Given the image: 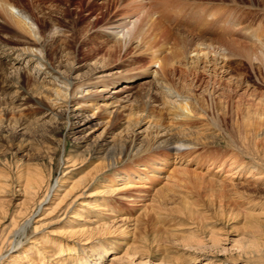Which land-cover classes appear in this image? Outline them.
Returning a JSON list of instances; mask_svg holds the SVG:
<instances>
[{
	"label": "rangeland",
	"instance_id": "1",
	"mask_svg": "<svg viewBox=\"0 0 264 264\" xmlns=\"http://www.w3.org/2000/svg\"><path fill=\"white\" fill-rule=\"evenodd\" d=\"M35 1L14 0L43 19L35 7L40 3ZM61 1L50 0L46 6L59 17L63 10L70 12L59 30L66 31L76 58L66 57L61 41L48 43L49 55L40 57L60 82L71 85L72 93L82 86L87 92L77 94L68 106L52 108L46 103L41 93L52 90L51 77L25 56L18 57L24 43L0 17V53L2 49L11 53L3 56L1 73L22 86L0 92V264L37 242L51 251L54 246L60 248L61 252H52V260L46 257L50 264H84L86 255L96 257L108 243L115 249L100 264H108L113 256L123 258V264H167V260L264 264V183L254 186L236 180L237 187L230 188L221 183V175L201 167L213 160L242 157L264 167V63L252 61L250 53L244 55L264 45V0H164L165 4L187 5L189 15L183 22L169 17L165 22L170 30L174 28L172 32L190 44L214 45L208 60L218 63L205 69L204 62L192 63L195 53L176 54L169 85L195 101L197 117L190 123L174 121L166 99L147 83L153 80L150 71L158 66L152 69L151 57L143 48L135 44L125 49L116 42L119 38L113 30L98 27L90 33L88 24L96 19L102 26L110 19L123 21L133 0L117 4L112 0ZM224 50L226 59L219 57ZM106 85L109 88L99 92ZM82 101L83 107L78 105ZM97 106L99 110L94 109ZM165 130L196 143L182 152L190 154L184 160L194 161L191 168L201 173L200 179L175 183L168 179V168L153 177L147 188L109 194L108 178L132 174L150 152L158 151L152 142L138 149L143 137L150 141L156 131ZM108 142L109 149L116 143L115 152H123L113 169L105 168L107 152L101 150ZM237 152L239 157H235ZM33 178H38L43 192L32 198L26 184ZM74 185L77 188L72 192ZM82 229L85 236L75 233ZM211 235L221 241L212 244ZM184 237L193 240L188 243ZM198 242L203 245L193 246Z\"/></svg>",
	"mask_w": 264,
	"mask_h": 264
},
{
	"label": "bare ground",
	"instance_id": "2",
	"mask_svg": "<svg viewBox=\"0 0 264 264\" xmlns=\"http://www.w3.org/2000/svg\"><path fill=\"white\" fill-rule=\"evenodd\" d=\"M49 1L50 0H46L45 2H43V1L41 2V0L40 1L36 0L35 2H33V3H38V2L40 3L39 5H35L36 10H38V13L42 14V16H43V19H39L35 14L29 13L24 8H21L20 6H18V4L14 2V0H0V17L3 19L5 24L10 25V27L12 29H14V31L18 35L17 37H19V39H20V42L24 43L23 48L21 50H19L20 53H19L18 57L25 56V59H28L29 63H35L36 65H38L40 67V69L43 70V73H45V75H49L51 77L49 80V83H50V85L53 86L52 90L43 91V93H41V94H44L43 97H45L44 99L47 100L46 103L49 104V106L53 108V107H56V106H59L62 104H64L65 106H68L69 103H71V101L73 99H75V96H77V94L83 95V92L85 93L86 91H84V87L82 86L81 89L79 88L80 90L77 93H75L76 95L74 93H72L71 92V89H72L71 85L69 83H67V81L60 82V79H58L56 76L53 75L54 72L51 71V67L43 61L44 58L40 57V55L43 53H45L46 56L49 55L48 43H50V42L53 43L55 41H61L62 44H64V49H63L64 52L63 53L66 55V57L74 56V58H76L75 54L73 55V53L71 52V49H72L71 46L72 45H70V43L66 41L67 40L65 38L66 31L59 30L61 27H65L63 24H64V22H67L66 19L68 17H71L70 12H67V11L65 12L63 10L62 13H60V15H62V16L59 17L58 16L59 13L57 11L54 12V10L47 8V6H48L47 2H49ZM56 1H60V0H54V2H56ZM63 1H65L64 2L65 4H69L71 0H63ZM63 1H61V2H63ZM155 1H153V0H133L132 2H130L129 5H127L130 9L129 10L130 14H128L126 17H124L123 21H121V20L120 21H112V19H110L104 23L105 26H102V25H100V24H102V22L99 19H96V21L94 20L95 22H90L88 24L91 27L90 33H92L98 27L102 28V29L98 28L101 31L102 30L103 31L104 30H113L119 38V39H117L116 42L121 46L124 44L125 49H128L129 47H132L135 44H137L138 48H141V49L143 48L144 53H146L147 55H149L151 57L152 65H153L152 69H153V67L155 68L156 65L158 66L157 69H153L150 71L149 74L153 76V80L151 82H147V83H150V85L152 84V86H155V88L159 91V93H161L163 95V98L166 99V105L170 108V115L172 116L171 118L174 121L179 122V123H181V122L190 123V122H192V120L194 118L196 119V117H197L194 114V108L196 107L195 101H193L190 96H187V95L182 96V95H180V93L174 92L173 87H171L169 85V81H170L169 75H173L175 73V68H174L175 63L174 62L176 61V54L177 53H179L180 56H184V57H186V56L188 57L191 53H193V54L195 53L196 59H193V62H192L193 64L198 65V64H200V62H202V63L204 62L203 64H205L204 65L205 69L209 68V65H213L214 67H217L218 63L217 64H216V62L212 63L211 60H208V57L212 54V52H215L213 50L214 45L206 44V43L196 44L194 42H193V44H190L189 42H191V41L186 42V40H183L182 38H180V36L175 35V33L172 32L174 30V28L172 31L170 30V28L168 27V25L165 21L169 17H172V16H174L173 17L174 19H179V20L181 19L182 22L185 21V19H184V17H186L185 15L189 16L188 11L186 10L187 5H185V4L178 5V4H174V3L171 4V2L165 4L164 0L161 1L162 4H160V2H159V4H156V3H154ZM111 2H113L114 4H117L119 2L123 3V0H112ZM58 4H60V2H58ZM108 5H110V4L108 3ZM194 9H196V8L194 7ZM192 12H194V11H192ZM197 12L199 13L201 11H197ZM202 13H203V11H202ZM72 15H73V13H72ZM215 15H216V13H215ZM215 15H214V13L211 14V16H215ZM217 16H218V14H217ZM219 19H220V17H219ZM168 20H171V19H168ZM179 20H177V21H179ZM79 22L82 23V22H84V20L80 19ZM206 22H207V20L204 21L205 24H206ZM179 23H181V22H179ZM211 23H213V22H211ZM211 25H213V24H211ZM88 31H89V29H88ZM47 32H49L50 36L49 35L47 36ZM110 32H112V31H110ZM93 33H95V32H93ZM251 38H253V36ZM47 39H48V41H47ZM255 39H258L257 42H260L258 37ZM253 40H254V38H253ZM253 40H252V42H253ZM263 42L264 41H261V44ZM231 44H234V43H231ZM258 44H260V43H258ZM2 50L5 51V49H2ZM11 50L13 51L12 48H11ZM4 51H2V53H0V92L3 94H5V92L8 90H11L14 88L20 89L22 87V86L20 87L18 85V83L13 81V80H7L5 77H3L4 75L1 73L2 72L1 68L3 67V64H4L3 56H10L11 55V53L9 55L8 53H6ZM248 53H250V59L252 61H256V62L258 61L260 63H264V45L254 46L249 51L246 50L244 55L248 54ZM163 54H165V56H163ZM226 54H227V50H224L223 55H219V57H222V59H226L227 58ZM244 55H242V57ZM178 63H180V62H178ZM226 65L227 64H224L223 66H226ZM210 69H209V72L211 71ZM212 70L213 71L210 74H213L214 71L217 69L214 68ZM197 76L198 75H195V78L192 79L193 84H194ZM41 88L42 87H39L38 89H41ZM107 88H109L108 85H106L104 87V89H99V92H102L103 90L106 91ZM21 91L22 90H20V92ZM87 91H89V90L87 89ZM19 97H20V95H19ZM18 99H20V98H18ZM18 99H17V101H19ZM78 100H79V98H78ZM171 100H173V101H171ZM20 101H22V100H20ZM78 105L83 107L86 104H83V101H82V103L80 102ZM94 109L99 110L98 106L94 107ZM51 111L53 112L52 109H51ZM194 116H196V117H194ZM131 117H133V115ZM138 123H139V121H138ZM138 123L136 124V127L140 125V123L139 124ZM260 125H262V124H260ZM183 130H185V129H183ZM183 130H181V132ZM253 130H255V129H253ZM262 130H263V128H262ZM170 131H172V130L162 131L163 133L156 131V135H155L154 139L150 140V141H145L144 137H143V140L141 139L142 143L141 142H140L141 144L139 143L140 145H138V149L145 147V146L147 147L152 142V145H154L156 147V149L158 150V151L156 150L157 152H155L157 155L156 154L154 155V153L150 152L151 154L149 153V155L146 158H144L145 161L140 165V167H138L136 170H134L132 172V174H130L128 172L122 173V174L119 173L116 175V177L108 178V180H107L108 183L106 185V188L108 189L109 194H110V192L115 193L117 191L118 192L119 191L121 192L124 190L127 191L128 189L131 190L133 188H145V187L147 188L148 185L151 184V182H153V179H152L153 177L157 176V174H160L163 170H166L168 168L171 169V171H170L171 173H170L168 179L174 180V182L175 181L183 182L186 179L189 180L190 177L200 179L201 173L199 174L196 171V169L191 168V165L193 164L194 161H190L191 159H189V160L186 159L187 161L184 160L186 157L189 158L188 155H190V154L186 155V154H183V152H182L184 148L188 149L192 145H196V143H192L190 141V139L185 140L184 137H180L178 135V133H171ZM187 135L189 137H194L193 134H187ZM260 136H261V134H260ZM109 145H110V143L108 142V144L104 145L105 147L104 148L102 147L101 150L104 153L107 152L106 158L104 160V163L106 164L105 168L106 169H113L114 167H116L114 165H117L119 163V160H118L119 157L118 156H121L123 152L120 151L118 154L116 153L117 151L115 152V149L117 146L116 143H112L111 144L112 146L110 149H109V147H110ZM17 146H19V145H17ZM262 156H263V154H262ZM235 157H239L238 152H237V156H235ZM178 160H180V161H178ZM227 160H224V161L213 160L212 162L208 163V165L201 166V167H203L205 170L208 169L209 173H212L215 171L213 173L214 176L216 175L219 177L221 175L220 176L221 177V180H220L221 183L226 185V186H229L230 188L231 187H233V188L237 187L236 184H234V181H236V180H243L244 181V182H242L243 184H250L251 182H253L254 186H257V184H259V183H262V184L264 183V169H263L264 167L249 164L246 161V159H244L243 157L242 158H234L233 160H230V161L229 160L227 161ZM261 162H263V165H264V156H263V160ZM196 166L200 167L199 163ZM202 178H203V176H202ZM37 179L38 178H35V179L33 178V181L32 180H30L31 182L27 181L28 183L26 184V189H27L26 192L33 195L32 198L38 197L41 194V192H43L41 189L42 185L39 182V180L37 181ZM81 182H82V180L78 181V183H81ZM170 184H169V186H170ZM80 186H82V185H80ZM75 188H77L76 185H74L71 188V191L74 190ZM167 188H169V187H167ZM254 222H256V221H254ZM249 223H250V221H249ZM249 226H250V224H249ZM75 233L76 234L79 233V236L81 234L83 236H85V234L87 232L85 231V229H82V230H79ZM183 239H186L185 241H187V240L192 241L193 240V238L188 239L187 237H184ZM210 239H213L212 244H218L221 241V237H216V235H211ZM254 239L257 240L258 245L262 244L259 241V239H257V238H254ZM187 245L192 247L193 244H185V246H187ZM202 245H203L202 242H198L196 245H193V246L201 247ZM54 248H55L54 251L59 250L58 252H61L60 248L58 246H56V247L54 246ZM65 249H66V247H65ZM113 249H115L114 245L109 244V243L106 244V246L104 248H102L101 251H99V253L96 255V257H93L92 255H90V256L86 255V259H85L86 263H84V264H100V263H102L106 259L108 253H110ZM54 251L48 250L46 245L44 246V244L42 242H37L36 244L34 243L33 247H29V248L25 249L23 252H20L18 255L12 256L10 258V260H7L3 264H50V263L46 262V257L48 256L50 258V260H52L53 257L55 256V254L52 253ZM56 254H58V253H56ZM93 254H94V252H93ZM166 258H169V257H166ZM74 261H79V257L76 258V260H74ZM122 261H123V258L113 256L109 260L108 264H123ZM167 261H168V262H166L167 264H176L173 261H170V260H167ZM177 261H178V259H177ZM207 262H210V261H204L203 264H209ZM211 264H213V263H211Z\"/></svg>",
	"mask_w": 264,
	"mask_h": 264
}]
</instances>
